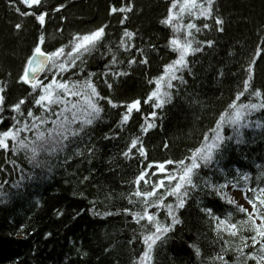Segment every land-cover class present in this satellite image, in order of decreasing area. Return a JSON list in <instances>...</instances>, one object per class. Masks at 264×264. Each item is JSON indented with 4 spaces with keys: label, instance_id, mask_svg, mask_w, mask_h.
Here are the masks:
<instances>
[{
    "label": "trees",
    "instance_id": "1",
    "mask_svg": "<svg viewBox=\"0 0 264 264\" xmlns=\"http://www.w3.org/2000/svg\"><path fill=\"white\" fill-rule=\"evenodd\" d=\"M125 4H131V12L110 13L112 6ZM16 6L20 12L11 6V0H0V87L5 100L0 131L11 126L12 117L21 118L12 111L21 99L25 100L21 106L25 116L28 110L40 114L30 103L31 86L20 80L40 35L45 37L42 48L50 51L68 45L76 34L107 25L98 50L85 55L83 72L76 71L81 79L95 73L92 82L104 99L97 102L101 111L93 124L85 126L63 150L41 154L39 165L31 163L23 150L16 151L11 141L9 149H0V264H133L141 226H134L132 216L123 210H141L139 204L128 201L139 170L148 163L178 162L200 147L203 137L209 135L220 114L242 90L246 69L253 60L251 90L264 92V0H214L213 15L222 19L223 25L211 19L203 21L210 27L196 39L213 43H203L202 51L188 57V67L182 73L185 82H173L171 99L159 109L144 100L155 87L149 80L160 76L164 66L176 59L169 48L171 29L160 23L167 15L169 0H42L41 5L31 8L16 0ZM38 9L48 13L44 25L34 16L21 15H38ZM17 24L21 25L19 29ZM197 24L202 27L201 21ZM125 30L135 33L131 40L135 47L130 51L117 48ZM109 48L117 57L112 71L126 75H101L111 61ZM137 49H143V55ZM144 57L148 63H139ZM132 58L137 63L129 65ZM136 99L141 100L140 111L134 110L131 119L121 126L124 105ZM109 100L120 107H112ZM242 101L247 102L243 97ZM152 111L157 113L155 118L149 116ZM145 117L155 127L142 133ZM249 120L252 123L245 122L241 142L233 139L227 143L219 167L234 159L240 166L236 169L233 164L229 172L230 167L226 168L227 179L232 180L239 170L250 176L248 187L264 186V167H257L264 166V111L253 113ZM224 135L234 136L233 130L225 127ZM22 136L32 139L34 133ZM137 136L146 158L142 160L134 149L132 158L126 159L123 152L130 139ZM245 158L248 162L243 161ZM174 167L166 165L167 171ZM205 170L202 168L200 175ZM210 172L202 177L216 182ZM157 175L163 178V174ZM217 177L221 178L218 181L224 179L220 173ZM145 187L141 182V190ZM194 199L196 202L178 210L180 223L163 243H157L158 249L154 247L157 253L151 264H213L225 240L228 247L240 246L238 238L218 235L215 222L202 209L211 207L221 219L231 213L232 223L246 219L245 214L211 192L202 191ZM166 203H172L170 198ZM165 217L161 211L159 219L167 222ZM193 244L200 249L199 256ZM225 259L228 264H237L232 251L225 254Z\"/></svg>",
    "mask_w": 264,
    "mask_h": 264
},
{
    "label": "snow or ice",
    "instance_id": "2",
    "mask_svg": "<svg viewBox=\"0 0 264 264\" xmlns=\"http://www.w3.org/2000/svg\"><path fill=\"white\" fill-rule=\"evenodd\" d=\"M41 2L42 0H19V3L29 8L34 5H41ZM169 3L167 15L160 23L172 31L169 48L176 54V59L164 66L160 76L149 80V83H154L155 87L144 100V103L157 109L162 108L164 103L171 99L170 90L175 88L173 82L181 84L185 82L182 73L188 67V57L202 51L203 43L212 45V41L202 42L196 39L197 34L210 27L208 23L203 21L211 19L216 25H223V20L213 15L214 0H169ZM11 6L16 12H20V8L16 6V0H11ZM61 7L63 6L61 5ZM37 11H39L38 15L36 12H23L21 15L34 16L40 25H44L48 13L39 9ZM131 11V4L120 7L114 5L110 9V13H129ZM124 19L127 17L125 16ZM197 21H201L202 27L198 26ZM15 27L19 29L21 25L17 24ZM106 27L107 25H103L89 33L76 34L68 45L61 46L54 51L43 50L42 45L45 44V37L44 35L39 36L38 43L27 59L20 80L31 86L30 103L37 108L40 114L37 115L32 110H28L25 116L21 110V106L25 104L24 99L14 104L12 111L21 118L12 117L11 126L0 131V149H9V142L11 141L12 147L16 151L23 150L31 163L39 165L41 161L38 158L41 154L63 150L68 143L72 142V138L78 137L80 132L84 131L85 126L93 124L101 111L97 102L104 98L100 97L96 85L92 82L95 73H87L81 79L76 77V71L83 72L85 55H91L98 50L105 38ZM218 30L223 31V28L219 27ZM134 36L135 33L125 30L117 48L122 47L125 51H130L131 47H135L131 44ZM109 52L111 53V61L108 70L101 75L105 78L126 75L121 71H112L113 66L117 64V57L111 48H109ZM137 52L143 55L144 50L137 49ZM134 63H137L135 58L129 60V65ZM139 63L147 64V58L144 57ZM254 63L253 60L246 69L247 78L242 82V90L237 92L234 100L220 114L215 122V127L210 129L209 135L203 137L200 147L191 151L188 157L178 162L167 160L158 164L148 163L139 170V175L133 182L134 191L130 193L128 201L132 205L139 204L141 210L135 212L129 208L123 210L125 214L132 216L136 224L141 226V237L145 250L134 264H146L150 260L151 253L157 243H163L168 234L180 223L175 214L176 210L185 207L192 192L203 187L213 195L220 197L228 205H234L235 201L230 198L226 190L230 185L236 187L241 182L246 186V194L248 192L252 194L251 198L248 199V203L253 209L252 212L243 206H236V210L245 214L246 219L232 223L231 213H227L221 219L220 216L214 214L211 207L202 209L205 215L215 222L218 235L222 236V233H226L228 237L240 240V246L235 248L228 247V241L225 240V246L221 248V254L213 258V264H228L225 254L229 251L236 254L237 264H249V261L253 264H264V186L258 184L256 187H248L250 176L246 173H240L239 170H236L232 180H229L223 169L219 167L227 143L233 139L240 143V137L243 134L242 129L246 127L245 122L251 124L249 117L257 111H264V92L251 90L252 64ZM41 74L44 75V79L40 78ZM66 74L67 78H65ZM45 80L48 82L45 83ZM3 91V87H0V114L5 110ZM242 97L247 102H243ZM248 97L253 98L255 102ZM108 103L112 104L114 108L120 107L110 100ZM124 107L126 110L120 121L121 126L131 119L134 110L140 111L141 100L136 99ZM149 116L155 118L157 113L152 111ZM3 120L4 117L0 115V124L3 123ZM153 127L155 125L149 122V117H145V123L140 126L142 133H146ZM225 127L231 128L234 136H225ZM22 133H34V136L32 139H28L27 136H22ZM134 149L142 160L146 158L147 154L139 136L130 139L123 156L126 159H131ZM166 165H175V167L172 171H167ZM257 167L264 166L258 165ZM202 168L220 173L224 182L213 183L211 177L207 179L201 177ZM158 173L163 174V178H160ZM149 177L156 179L152 180ZM197 179L201 181L200 184L195 182ZM141 182L146 186L144 190H141ZM170 197L174 198V204L166 203ZM161 211L166 213L167 222L159 219ZM142 221L145 223L141 224ZM244 232H247L248 235H243ZM191 247L199 256L200 249L195 244Z\"/></svg>",
    "mask_w": 264,
    "mask_h": 264
},
{
    "label": "bare ground",
    "instance_id": "3",
    "mask_svg": "<svg viewBox=\"0 0 264 264\" xmlns=\"http://www.w3.org/2000/svg\"><path fill=\"white\" fill-rule=\"evenodd\" d=\"M170 34H171V36H172V31L170 30ZM57 48H51L50 49V51H54V50H56ZM44 50V49H43ZM46 51V50H45ZM236 163V161L234 160V159H232V160H229V161H227V162H224V164H223V166L221 167V169H223V171L225 172V170H226V168H228V167H230L229 169H228V171L227 172H229L230 170H231V168H234V167H231L233 164H235ZM235 165H237V167H236V169H238L239 168V166H240V164H235ZM209 171H212V170H209L208 169V171L207 170H205L204 172H202V174L200 175L201 177L202 176H204V173L205 172H209ZM236 171V170H235ZM210 173H212L213 174V177L214 178H216L215 180H216V182H213V183H218V182H220V183H223L222 181H224V179L223 180H220V181H218L217 180V178H220V177H217L218 176V172L216 173V172H214V171H212V172H210ZM214 173H216V175L214 174ZM221 179V178H220ZM35 180L37 181V182H40L37 178H35ZM197 181V182H196ZM195 182L197 183V184H200L201 183V181L200 180H196ZM202 191H204V193L205 194H209V190L208 189H204L203 187H201V188H199V189H197V191H195V192H192L191 194H190V196H189V198L187 199V202H186V204H185V206L187 205V203H190V202H193V200L196 202V199H194V195H196V194H200V193H202ZM227 192H228V195L230 196V198L231 199H233L234 201H235V204L234 205H229V206H231V207H235L236 208V206L237 205H239V204H243V202H239V200H237L236 198H234V196L232 195L233 193H234V191H238V192H240L241 193V195L243 196V198L248 202V199L249 198H251V193H247L246 194V192H245V189L243 188V184H242V182L239 184V185H237L236 187H232L231 185L229 186V188L226 190ZM243 192V193H242ZM215 196V195H214ZM215 197H217L220 201H222V203H225L220 197H218V196H215ZM170 200L172 201V203L174 204L175 203V201H174V198H171L170 197ZM240 206V205H239ZM183 208H181V209H178V210H182ZM178 210H176V213L175 214H177L178 213ZM249 212H252L253 211V209H247ZM133 224H134V226L136 225L135 224V222L133 221ZM137 242V245H138V252H137V254H136V257H134V262H136V261H138L139 260V258H140V256L142 255V253H143V251L145 250V246L143 245V243H142V237L140 236L139 237V241L137 240L136 241ZM160 245V244H159ZM159 247V246H158ZM156 248H157V245H156ZM156 248H154L153 249V251H152V253H151V258H150V260L149 261H147L146 262V264H151V263H153V261L155 260V258H156V253H157V249ZM158 255V254H157ZM134 262H133V264H134Z\"/></svg>",
    "mask_w": 264,
    "mask_h": 264
},
{
    "label": "rangeland",
    "instance_id": "4",
    "mask_svg": "<svg viewBox=\"0 0 264 264\" xmlns=\"http://www.w3.org/2000/svg\"><path fill=\"white\" fill-rule=\"evenodd\" d=\"M243 161L248 162V160H246V158L243 159ZM263 172H264V170H263ZM232 195L234 196V198H236L237 200H239V202H243L245 205H248L249 204L248 202H245V199L243 198V196L241 195L240 192L234 191V193Z\"/></svg>",
    "mask_w": 264,
    "mask_h": 264
},
{
    "label": "water",
    "instance_id": "5",
    "mask_svg": "<svg viewBox=\"0 0 264 264\" xmlns=\"http://www.w3.org/2000/svg\"><path fill=\"white\" fill-rule=\"evenodd\" d=\"M41 76H42V74H41Z\"/></svg>",
    "mask_w": 264,
    "mask_h": 264
}]
</instances>
